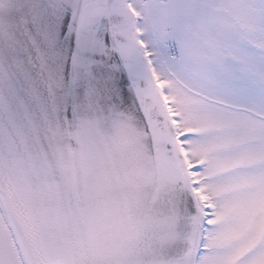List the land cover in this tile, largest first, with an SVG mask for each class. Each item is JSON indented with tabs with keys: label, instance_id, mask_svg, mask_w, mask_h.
Masks as SVG:
<instances>
[{
	"label": "snow or ice",
	"instance_id": "1",
	"mask_svg": "<svg viewBox=\"0 0 264 264\" xmlns=\"http://www.w3.org/2000/svg\"><path fill=\"white\" fill-rule=\"evenodd\" d=\"M0 264H264V0H0Z\"/></svg>",
	"mask_w": 264,
	"mask_h": 264
}]
</instances>
